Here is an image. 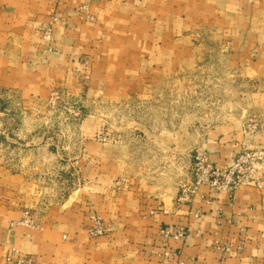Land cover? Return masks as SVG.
Instances as JSON below:
<instances>
[{"label":"crops","instance_id":"crops-1","mask_svg":"<svg viewBox=\"0 0 264 264\" xmlns=\"http://www.w3.org/2000/svg\"><path fill=\"white\" fill-rule=\"evenodd\" d=\"M200 54L221 58L225 71L253 90L222 118L199 123L193 115L188 124L155 130L150 152L133 147L135 121L121 126L135 113L131 104L150 103L152 88L200 70ZM53 93L99 108L73 125V111L62 117L48 110ZM0 104L16 108L13 116L22 120L46 107L48 121L71 125L50 143L21 141L15 151L28 156L16 159L15 169L0 162V264L11 250L38 264H264V168L259 187L200 186L187 199L165 188L155 171L133 173L150 154L152 168L181 169L184 184L195 147L218 167L240 151H264V0H0ZM97 134L108 141L94 140ZM39 154L46 163L35 161ZM71 170V190L42 188L58 176L71 181ZM92 216L105 235L87 236ZM179 229L178 239L162 233Z\"/></svg>","mask_w":264,"mask_h":264},{"label":"rangeland","instance_id":"rangeland-1","mask_svg":"<svg viewBox=\"0 0 264 264\" xmlns=\"http://www.w3.org/2000/svg\"><path fill=\"white\" fill-rule=\"evenodd\" d=\"M46 32H49L51 36L50 29H46L44 31V34ZM199 58L201 65L204 64L201 66L200 70H197L195 72H191L190 70L185 71L177 77H175L174 75L168 78L169 80L165 87L152 88L151 95L155 97V100L150 103H141L135 101V103L131 104L133 108L132 110L136 114L129 113V116H126L125 120L121 121V126L123 128L128 125L130 126L131 124L129 123L135 121L136 133H134V135L132 136L130 134L129 136V139H134V142L132 144L133 147H144L146 153L150 152V144H152L150 142H154V134H156L160 129H163L166 126L170 127L175 126L176 124H188V121H191L190 118L193 115L194 117H197L199 123H205L207 121L208 115H215L216 118H222V114L226 112L225 110L227 108H238L239 104L241 103V99L246 97V93L250 94V92L253 90L254 87H252V83L248 84L246 81H242V85L240 86V83H238V77L233 73L230 76L229 72L225 71L224 62L218 56L208 57L207 55L200 54ZM208 59L209 61H207ZM89 73L90 72L88 61L82 60V78L84 80H88L90 77ZM81 105L82 108L80 107ZM47 106L48 110L53 111L52 114L56 116L58 115V113H61V116L63 117V112H66L67 114L69 111H73L75 113V117H72L73 120L71 119V121H68L73 125L81 124V121L83 119L81 118V114L87 116L89 114H93L95 109L99 108L96 107L97 105H95L94 103L82 104V102L80 103L79 100L65 99L58 101V97L55 93L50 96ZM15 110L16 108H14L13 106L11 107L10 105L0 104V113L4 111L3 114L6 113L7 115H10V118H12L7 119L5 117L0 116V162L4 164L7 163L13 169H15L16 159L19 161V163H22L26 161V158L28 156L27 152L19 153L15 151L21 148V141L26 142L27 139L31 138L32 141L30 140V142L38 144L50 143L49 140H51L52 142L54 133L57 134L58 130L63 127L71 126L70 123L64 120L60 121L57 119L54 124L53 121H48L46 117L48 115V110L46 107L41 110L40 117H34L33 120H22L21 118L16 119V117L13 116L16 114ZM107 110L111 112V109ZM182 116H185L187 119L177 118ZM208 122L209 120L206 123ZM21 127L27 129L28 131L31 130L34 135L17 138L15 135V131L17 130V128ZM54 129L57 132H54ZM155 130L158 131L155 132ZM142 131L145 134H143ZM4 133H8V137ZM93 139L100 143H105L108 141L109 137L103 134H97L93 137ZM129 139L126 135L122 138V140L125 142ZM244 151H250L255 153L261 152L264 156V151L261 150H243L239 153ZM239 153H237L236 155H238ZM145 155L141 156L138 159L141 164H139V166L133 169L134 175L136 174L140 176H145L149 173H154L153 171H155V174H159L158 176H161L163 180H165L163 181L165 183V188L173 187L176 190L177 194L181 193L182 196L180 199H187L190 195L195 193L192 191V188H190L192 186L193 181L195 157H205L207 160H209L205 152L200 149L199 146L197 148L195 147L190 152V166L186 170L188 173L189 181L188 183L182 184L181 169L170 166L168 168L165 167L164 169H157V167L152 168V166L149 165L152 155ZM169 158L171 157L169 156ZM46 159L47 158L43 154H39L35 158V161L38 162L39 165H41L42 163H46ZM142 163L144 164V166L142 165ZM256 167V172H259V170L264 168V162L258 161V165ZM161 170H163L162 173H160ZM44 173L46 174L45 169L39 172L41 176H45ZM75 176L76 175L71 170L69 176L70 178L73 177L71 181L63 184L60 181L64 178L62 177V179L60 180L58 179V176L55 184H42V188L49 191V193L51 192L53 194L62 191L63 186L67 191H69L76 185L74 183V181H76ZM255 180L259 184L257 173L255 175ZM160 185L163 186L162 183L155 184V186ZM209 188L215 189L213 187ZM183 195L186 196L184 197ZM25 219L27 224L31 225L33 223V221L29 218L28 215Z\"/></svg>","mask_w":264,"mask_h":264},{"label":"built area","instance_id":"built-area-1","mask_svg":"<svg viewBox=\"0 0 264 264\" xmlns=\"http://www.w3.org/2000/svg\"><path fill=\"white\" fill-rule=\"evenodd\" d=\"M46 39L50 38V33L44 34ZM258 161L264 162V156L261 152L255 153L244 151L230 160V163L224 167H215L205 157H195L194 174L192 181L193 192H196L199 186L206 185L219 190L232 192L240 186L253 185L258 187L255 180L256 166ZM184 197L186 195H183ZM163 235H171L174 239L183 236V231L175 232L163 231ZM106 234V229L97 216L91 217V224L87 229L89 238H97ZM6 264H38L32 255L21 254L17 250H11L5 257Z\"/></svg>","mask_w":264,"mask_h":264}]
</instances>
